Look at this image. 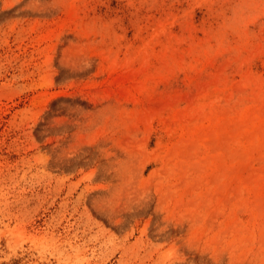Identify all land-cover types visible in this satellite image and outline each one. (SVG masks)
I'll use <instances>...</instances> for the list:
<instances>
[{
  "label": "rangeland",
  "instance_id": "1",
  "mask_svg": "<svg viewBox=\"0 0 264 264\" xmlns=\"http://www.w3.org/2000/svg\"><path fill=\"white\" fill-rule=\"evenodd\" d=\"M0 264H264V0H0Z\"/></svg>",
  "mask_w": 264,
  "mask_h": 264
}]
</instances>
